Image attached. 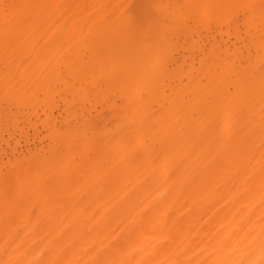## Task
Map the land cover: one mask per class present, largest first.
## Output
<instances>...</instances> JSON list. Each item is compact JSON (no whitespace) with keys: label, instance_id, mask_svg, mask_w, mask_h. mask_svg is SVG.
I'll return each mask as SVG.
<instances>
[{"label":"bare ground","instance_id":"bare-ground-1","mask_svg":"<svg viewBox=\"0 0 264 264\" xmlns=\"http://www.w3.org/2000/svg\"><path fill=\"white\" fill-rule=\"evenodd\" d=\"M148 1L0 0V65L7 71H0V91L5 92L0 121L8 99L23 124L32 115L44 117L40 121L49 141L46 148L27 150L13 165L2 161L12 168H0V264H264V73L260 78L258 70V77L255 70L245 71L250 52L246 68L239 63L235 80L227 82L225 75L235 65L226 58L222 74V67L216 73L220 65L213 67V57L212 66H203L215 69L209 71L214 72L211 78L203 73L211 88L199 82L202 73L195 82L192 72L183 75L178 69L193 81L185 84L177 68H170L177 45L172 49L167 31L173 14L184 18L186 13L182 6L179 12L166 8L162 14L168 21L162 17L163 23L156 6L145 9ZM232 1L226 4L245 0ZM249 2L241 10L236 4L233 11L255 6L247 23L258 17L264 31V0H254L253 7ZM193 3H202L199 10L204 4L217 10L213 14L205 8L207 13L200 14ZM193 3L192 9L189 1L183 6L204 20L234 7H223V0ZM203 23L201 29L209 30ZM236 23L233 31L239 28ZM255 26L254 34L247 35L251 46L260 32ZM259 59L253 63L261 65ZM107 92L122 103H110ZM77 100L107 106L116 122L97 129L92 116V125L84 118L72 125L78 117L69 108ZM60 104L62 127L54 116Z\"/></svg>","mask_w":264,"mask_h":264},{"label":"rangeland","instance_id":"rangeland-1","mask_svg":"<svg viewBox=\"0 0 264 264\" xmlns=\"http://www.w3.org/2000/svg\"><path fill=\"white\" fill-rule=\"evenodd\" d=\"M141 2H142V0H140ZM145 0H143V2H144ZM160 1V0H159ZM159 1H154V0H149L148 2H150L149 3V5H148V2H146L145 3V9H147V10H151L152 11V9L153 10H155L156 9V7H157V9L156 10H158L159 11V13H158V11H154L155 12V15L157 14V15H160L161 16V18L160 17H158L160 20L162 19V17H164V15L162 14L163 13V11L166 9L168 12H170L171 13V11H174V9L175 8H177V7H180V6H182L181 7V11L182 12H184V14L186 15L185 17H186V19H184L183 17H182V15L183 14H181V16H180V14H179V16H175L176 14H173V16H172V18L171 19H169L171 22H168V24L171 26L172 24L174 25V28L173 27H170V26H168L169 28H168V30L169 31H167V34L170 36V39H171V37H172V39L171 40H174V41H169L170 42V44L172 45V49H173V47L175 46L174 44H176L179 48L178 49H180V50H178L179 52L178 53H175L174 51L177 49V46H176V48H174L173 50H172V52L174 53H171V55L173 54V59L174 58H176L175 60H176V63L173 65V66H171L170 68H177L176 69V71L179 69V71L180 72H182V71H184V73H183V75H186V74H189L190 72H192L191 73V75H192V77H191V79L193 80V81H195V82H197V81H199V78H198V76L197 75H199L200 73H202V75H203V77H201L202 79H200V81L199 82H201V83H203L202 85H204L205 83H207V84H205L204 86H206V85H210L208 82V79L209 78H211V76H212V74L215 72V69L213 68L214 67V64H215V67L219 64L220 65V68H217V72L216 73H218V72H220L221 71V67H222V71H221V73L220 74H222V72H223V69H224V65H222V64H224L225 63V61L227 62V64H229V65H235L234 66V68L232 67L231 68V70L232 71H234L235 69L238 71V67H239V63H241V67L243 66L244 68H246V66L249 64V62H250V64L249 65H253L252 67L254 68V66H255V64H257V62L256 63H253L254 61V59H256L257 61H258V59L261 57H263L264 56V49L263 48H261L260 49V47H262L261 45H264L263 44V40H264V36L263 37H259L261 34H264L263 32V28L261 29V27L262 26H260V24H258L256 21H259V19H258V17H255V16H258V15H255L254 17L255 18H253V19H251L252 21V23H253V21H254V23L253 24H249V25H247L248 23H251V22H248L247 23V21H250V20H246V18H252V17H250L248 14H250L249 12H251V15L253 16L254 14H256V13H254V14H252L253 13V11L255 10L254 9V7L252 6V4H251V2H253L252 0H243L244 1V3H246V4H244V5H247L248 6V2L249 1H251V2H249V5H251L252 7H253V9H251L252 11H250V9L247 7V9L244 7V14L242 13V11H240L241 9H242V6H243V4H241V2H238V4H239V8H240V10L238 9V6H237V9L236 10H234L235 11V14H233L232 15V17H230L231 15L230 14H232L234 11H233V8L235 9V6H236V2H235V0H234V4H231L232 6H234V7H232V8H229V10L230 9H232L231 11H232V13H231V11H229L228 10V8L227 9H225L224 8V10L225 11H227L229 14H227L226 12H225V15H227V16H225L224 15V13H220L219 15L221 16L222 14L224 15H222L221 17L219 16L218 17V15H217V17L218 18H216V19H219V20H214L213 19V15H211L212 13H213V11H215V10H217V8H213V9H215V10H211L210 9V7H209V9H210V11H209V9L207 8V5L208 4H204L203 5V7H205V8H207V12L209 13V12H211L212 11V13H210L209 14V17H210V19L208 20L207 19V16H206V20H204L203 19V17H200V18H202V19H199L198 18V16L197 15H199V14H196L195 13V11L197 10V12L199 11V13L200 12H204V14H206L207 12H205L204 11V9L205 8H200L201 10L203 9V11H201V10H199V8H196L199 4H200V6H201V4L202 3H199L197 6H195L194 5V0H193V2H192V0H184V1H182V0H179V2L177 1V0H174L175 2H173L172 0H166V1H164V0H161L160 2ZM162 1H163V3H162ZM170 1V3L171 2H173L172 4H173V6H172V4H167L166 5V2L168 3ZM186 1V2H185ZM188 1H189V3H190V6L188 5ZM203 1H205V0H203ZM210 1V0H209ZM221 1V0H220ZM223 1H225V3H222V4H225V5H223V7L224 6H226V5H228V4H230V3H233V1L231 0H223ZM228 1V2H227ZM240 1V0H239ZM142 2V3H143ZM159 2V3H158ZM164 2H165V4H164ZM183 2V3H182ZM185 2V3H184ZM196 2H198V1H195V4H197ZM141 3V4H142ZM174 3H178L177 5L178 6H176V4H174ZM180 3H182L181 5H180ZM187 3V4H186ZM191 3H193L192 5H194V7H195V9L196 10H192V13H191V9L192 8H194L192 5H191ZM226 3H228V4H226ZM255 3V2H254ZM158 4V5H157ZM183 4H186V5H188V7L189 8H191L190 10H189V12H187L186 10H188L187 8H185V7H187L186 5H184L183 6ZM237 4V5H238ZM148 5V6H147ZM176 7H175V6ZM231 5H228L227 7H230ZM156 6V7H155ZM171 7V8H173V9H171V8H169V7ZM149 9H148V8ZM163 7H164V9H163ZM184 7V8H183ZM152 8V9H151ZM155 8V9H154ZM169 8V9H168ZM251 8V7H250ZM179 8H177V10H178ZM185 9V10H184ZM147 10L144 12L143 11V13H146L147 12ZM180 10V9H179ZM179 10H178V12H179ZM206 10V9H205ZM237 10H239V11H237ZM162 11V12H161ZM180 11V13H182ZM194 11V12H193ZM237 11V12H236ZM167 12V13H168ZM216 12V11H215ZM214 12V13H215ZM241 12V14H237V13H240ZM247 14H246V13ZM148 13V12H147ZM153 13V12H152ZM190 13V14H189ZM193 13H195V15L193 14ZM213 13V14H214ZM162 14V15H161ZM188 14V15H187ZM201 14V13H200ZM244 15V17L243 18H245L244 19V21H243V18H242V16ZM154 15V14H153ZM191 15V16H190ZM237 15H238V17H237ZM245 15H246V17H245ZM188 16H190V17H192L193 18V20H192V18H190V20H191V22L189 21V17ZM248 16V17H247ZM156 16H155V18H157ZM174 17V18H173ZM179 19H178V18ZM180 17H182V19L180 18ZM188 17V18H187ZM195 17H197V18H195ZM208 17V18H209ZM225 17H227V19L225 18V20H227L226 22H223L222 20H224V18ZM157 18V20L159 21H157L158 23H160V20ZM167 18V17H166ZM205 18V17H204ZM212 18V19H211ZM214 18H215V16H214ZM230 18V19H229ZM236 18H238V19H240V20H238V19H236ZM164 19H165V17H164ZM163 19V21L165 22V20H167L168 21V18L167 19H165L164 20ZM173 19H174V21H173ZM188 19V20H187ZM198 20L199 21V23H200V25H199V23H198V21H194V20ZM182 21V23L180 24V22ZM208 20V21H207ZM211 20H213V21H211ZM256 20V21H255ZM162 21V20H161ZM162 21V22H163ZM184 21V22H183ZM202 21V22H201ZM205 21V23H207L208 22V24H206V25H209V26H207V27H209L210 29L208 30V29H201L202 27L203 28H206V26H204L205 24L203 23ZM215 21H219V22H217L218 23V25H220V26H218L217 24H215ZM233 21V22H232ZM235 21V22H234ZM239 21V22H238ZM246 21V23H244ZM163 22V23H164ZM214 23L212 26H211V23ZM222 22H223V24H222ZM238 24H237V23ZM259 22H261V21H259ZM163 23H161V25L163 24ZM186 23V24H185ZM197 23V24H196ZM210 23V24H209ZM220 23V24H219ZM225 23H226V26H225ZM229 23V24H228ZM233 23H236L237 25L236 26H238L239 25V28L237 29V27H236V31H237V33H235V35L233 34L234 32H236L235 30L233 31V26L235 25V24H233ZM247 25L249 28H251V31H249L250 29L249 28H246L245 26H242V25ZM255 23H257V24H255ZM167 23H165V25H166ZM233 26H232V25ZM160 25V26H161ZM177 25H179V27H181V29H182V33L181 32H179L178 31V33H177V31H176V28L178 27ZM182 25V26H181ZM194 25H195V27H194ZM229 25H231V26H229ZM253 27H252V26ZM258 26L257 27V31H258V28L260 29L259 31L261 32V30H262V32H261V34H260V32H259V36L258 37H254V35H253V43L255 44H253L254 45V47H253V45L251 46L250 44H252V43H249L248 44V41L250 42V39H252V37H250L249 38V36H251V35H249L250 33L251 34H254V31H253V29L252 28H254V26ZM262 25H264L263 23H262ZM163 26V25H162ZM190 26V27H189ZM201 26V27H200ZM211 26V27H210ZM214 26H217L218 27V30L216 29V27H214ZM251 26V27H250ZM255 26V27H256ZM186 27V28H185ZM200 27V28H199ZM183 28H185V30L183 29ZM187 28H188V30H189V32L188 31H186L187 30ZM192 28V31L194 30V34H192L191 32V30L190 29ZM197 28V29H196ZM215 28V29H214ZM230 28V29H229ZM171 29V30H170ZM220 29V30H219ZM222 29V30H221ZM227 29H229L230 31H228ZM247 29H249V30H247ZM206 30V31H205ZM208 30V31H207ZM211 30V31H210ZM174 33L173 34V36H172V32ZM185 31V32H184ZM210 31V32H209ZM214 31V32H213ZM215 31H218V33L220 34L221 32H223L224 34H222V35H219L218 33H215ZM246 31V32H245ZM256 31V30H255ZM166 32V31H165ZM186 32H188V33H186ZM227 32H231L230 34H232L231 35V37L229 36L228 37V34H227ZM242 32V33H241ZM171 33V34H170ZM177 33V34H176ZM181 33V34H180ZM238 33H241V34H238ZM245 33H246V35H245ZM185 34V35H184ZM187 34V35H186ZM192 34V35H191ZM216 34V35H215ZM256 34H258V32H256L255 33V35ZM178 35V36H177ZM180 35V36H179ZM189 35V36H188ZM206 35V36H205ZM234 35V36H233ZM237 35H239V38L238 37H235V36H237ZM247 35H249V36H247ZM190 36H192V37H190ZM211 36H213V39H211ZM215 36V37H214ZM257 36V35H256ZM176 37V38H175ZM178 37H180V38H178ZM186 37V38H185ZM188 37V38H187ZM240 37H241V39H240ZM186 39L185 41L184 40H182V39ZM190 38H192V39H190ZM229 38H231L229 41H227ZM236 38V39H235ZM242 38H243V41H241L242 40ZM249 38V39H248ZM258 38V39H257ZM261 40H260V39ZM217 40V42L215 41V40ZM245 39H248L247 41L245 40ZM177 40H178V42H177ZM190 40V41H189ZM192 40V41H191ZM236 40V41H235ZM240 40V41H239ZM183 41V42H182ZM187 41V42H186ZM189 41V42H188ZM222 41H226V42H222ZM239 43H238V42ZM258 41V42H257ZM259 41H263L262 42V44H259V43H261V42H259ZM172 42V43H171ZM175 42H177V43H175ZM193 44V42H194V45H192V47L190 46L191 45V43ZM214 42H216L215 44H214V46L212 45ZM234 42H237V43H234ZM246 42V43H245ZM251 42H252V40H251ZM257 42V43H256ZM179 43H180V45H181V47L179 46ZM212 43V44H211ZM231 43H233V44H231ZM243 43L245 44V45H243ZM189 44V45H188ZM216 44L217 45H219L217 48L215 47L216 46ZM257 44H259L258 46H257ZM188 45V46H187ZM221 45V46H220ZM232 45V46H231ZM239 45V46H238ZM241 45V46H240ZM247 45V46H246ZM185 47L184 49H182L183 47ZM213 46V47H212ZM234 46V47H233ZM246 47L245 49H243L244 47ZM188 47H190L191 48V50L188 48ZM210 47H212V48H216L215 50L214 49H212V51H211V48ZM221 47V49H222V51H221V49H219ZM231 49H230V48ZM236 47H239V48H236ZM255 47H257V49L259 48L260 50H258L257 51V49L255 48ZM186 48L190 51H186ZM234 48H236V49H234ZM248 48L249 49H251V50H248ZM254 48L256 49V51H257V53H255L254 51ZM226 49H228L229 50V52H230V55H229V57H228V54L226 55V53H229L227 50H226V52H225V50ZM237 49H242L241 51H242V54H241V51H238ZM218 50H219V52H218ZM234 50V51H233ZM245 50H247V51H245ZM177 51V50H176ZM209 51V52H208ZM223 52L224 54H221V52ZM233 51V53H231ZM253 51V52H252ZM186 52V53H185ZM216 54H215V53ZM220 53V57L218 56V53ZM247 52V53H246ZM250 52H251V55H252V53H253V56L249 59V62H248V58L247 57H250L251 55H249L250 54ZM260 53V55H259V53ZM203 53H204V55H203ZM211 53V55H209V54ZM237 53H238V55H237ZM190 54V55H189ZM206 54H208V55H206ZM214 56H213V55ZM232 54L234 55L235 54V56L236 57H239L238 58V60L236 59V57L234 56H232ZM243 56L242 58H241V56ZM244 54V55H243ZM263 54V55H262ZM226 55V57L224 58V60L222 59L224 56ZM262 55V56H261ZM186 56V57H185ZM191 57V58H189V59H187L188 57ZM204 56V57H203ZM212 56V57H211ZM246 56V57H245ZM214 57V58H213ZM216 57V58H215ZM222 57V58H221ZM257 57H259L258 59H257ZM202 58H204L203 59V61H202ZM213 58V60H211ZM219 60H218V59ZM221 58V59H220ZM227 58V59H226ZM229 58V59H228ZM242 59V61L240 62V60L239 59ZM252 58H254V59H252ZM185 59H187V60H185ZM205 59H208V60H205ZM226 59V60H225ZM185 60V62H183ZM200 60L202 61V62H200ZM229 60V61H228ZM247 60V61H246ZM255 60V61H256ZM259 60H261V59H259ZM262 60H264V58L262 59ZM261 60V61H262ZM214 63H213V62ZM221 61H222V63H221ZM223 61H224V63H223ZM238 61V62H237ZM244 61V62H243ZM252 61V62H251ZM204 62H205V64L206 65H204ZM206 62H210V63H206ZM218 62V63H217ZM221 64H220V63ZM228 62H230V63H228ZM234 62V63H233ZM260 62V61H259ZM258 62V63H259ZM1 63V62H0ZM211 63H213L212 65H213V67L211 68L210 67V65H211ZM262 63V64H261ZM260 64L261 65H259V64H257V65H259V66H255L257 69H253L251 66H250V68H249V65L247 66L248 68H247V70H245L246 72L247 71H249L251 74H253L254 73V76L256 75V73L258 72V76H260V74L262 73H264L263 72V67H264V61H262ZM201 64V65H200ZM208 64H210L209 65V69H208V71L206 70H204L205 68L204 67H206ZM217 64V65H216ZM226 63H225V66L227 65ZM247 64V65H246ZM211 65V66H212ZM218 65V66H219ZM246 65V66H245ZM1 67L0 68H2V69H0V71L1 70H3L2 72H7L6 71V69L5 68H3V66H2V64L0 65ZM178 66H179V68H178ZM204 66V67H203ZM236 66H238V67H236ZM263 66V67H262ZM23 67V66H22ZM236 67V68H235ZM240 67V68H241ZM243 67L241 68V69H243ZM260 67V68H259ZM203 68V69H202ZM262 68V69H261ZM23 69V68H22ZM212 69V71L214 70V72H212V74L211 75H209L211 72H209L210 70ZM251 69H252V71H251ZM259 69H261V70H259ZM204 70V71H203ZM240 70V69H239ZM255 70V71H254ZM258 70V71H257ZM231 71V72H232ZM254 71V72H253ZM257 71V72H256ZM178 72V71H177ZM180 72H178V73H180ZM188 72V73H187ZM197 72H198V74H197ZM231 72L229 73V75L227 76V74L225 75L226 76V78H225V80L224 81H226L227 80V82L228 81H230L229 79H231V80H235V78L236 77H234V76H237V74H235L234 75V73L236 72V71H234V72H232L233 74H231ZM253 72V73H252ZM260 72V73H259ZM208 74V76H209V78H208V76L206 77H204V74ZM250 73H248V75L250 74ZM206 74V75H207ZM231 74V75H230ZM251 74L249 75V76H251ZM261 74V75H262ZM179 75H181L182 76V73H180ZM190 75V76H191ZM232 75H234V76H232ZM264 75V74H263ZM258 76H255V77H258ZM198 79H197V78ZM228 77V78H227ZM231 77V78H230ZM264 77V76H263ZM262 76H260V78H263ZM182 78H184L183 76H182ZM196 78V79H195ZM205 78H208V79H205ZM210 80V79H209ZM183 81L185 82V84H187L188 82H192L193 83V81H188L187 79H183ZM184 82H182L183 84H184ZM227 82H225V83H227ZM232 82V81H231ZM191 83V84H192ZM224 83V84H225ZM0 84H1V82H0ZM232 86V85H231ZM210 88L212 87L211 85L209 86ZM208 87V88H209ZM234 91V89H232V87H230L229 88V92H233ZM1 93H3V94H1ZM4 93L5 92H3V91H0V99H2L4 96H2V95H4ZM109 95V101H110V103H118L117 105H120L122 102V99H120L119 97H117V98H115V97H113V96H111L110 97V94L107 92L106 93V95ZM191 99L192 98V96L191 95H189V96H187V99ZM112 100V101H111ZM119 100V101H118ZM5 102H6V104H5ZM11 103V101L9 100L8 101V99L7 100H4V102H3V104H2V108H3V114H2V116L4 117V118H6L5 117V115L6 116H8L6 119H4V118H2V120L0 121V126H2V127H0V162H2V161H4V163H10L11 162V164L13 165V163L17 160V159H21V158H23L24 157V155L26 154H28V152H27V150H31V151H33V152H35V151H37L38 149H40V148H46L48 145H47V143L49 144V141L47 140V139H44V137L47 135V130L41 125V121L40 120H43L44 119V117L42 116L41 117V119L40 120H38L37 119V117L35 116V115H32L31 117H33V118H29L30 119V121H29V119H27L26 120V123H24L23 124V120H24V118H22V117H17V115L15 116V114L16 113H18L17 112V110H16V108H15V106H13V105H10L9 103ZM82 104H81V103ZM91 102V104H88L89 102L87 101V102H85V104H84V102H82V101H75L74 103H73V105L69 108V109H71V110H69V111H71V112H74V113H76L77 114V116H76V114L74 115V117L76 118V117H78V118H76V120L75 119H72V121H71V124L72 125H77L78 123L79 124H81V121L80 120H82L83 118V120H82V122L84 123V122H91V120L93 119V117H94V121L92 120V122L93 123H95V125L91 122L90 124L92 125V126H95V128L97 127V129H100V128H98V126L99 127H104V126H108V127H112L113 125H114V123L116 122L115 121V119H114V117H113V115H111V114H113V111L111 112V110L110 109H108V107L107 106H103L104 108H105V110H104V108L103 107H101L100 105H95L94 106V104H95V102L94 101H90ZM120 103V104H119ZM82 105V107H81V105ZM84 104V105H83ZM8 105V106H7ZM61 106H59V111H58V109H56L55 110V112H54V116H55V118L57 119V126L58 127H62L63 125H62V121H63V119L62 118H64V116H65V114L63 113V109H64V106L62 105V104H60ZM10 106V107H9ZM8 107V108H7ZM76 107H78V109L76 108ZM93 107L95 108V109H93ZM98 107V108H97ZM106 107H107V109L109 110V111H107L106 110ZM72 108H75V110H73ZM83 108V111L81 110ZM103 108V109H102ZM4 109L6 110V111H4ZM8 109H12L11 111L13 112V113H11L10 112V110H8ZM16 110V111H15ZM102 110V111H101ZM106 112H104V111ZM9 111V113H7ZM31 112H32V109L30 110ZM82 111V112H81ZM6 112V113H5ZM27 112H29V111H27ZM89 112V114H87ZM95 112H96V114H95ZM104 112V113H103ZM110 114H109V113ZM15 113V114H14ZM39 113H41V111L39 110ZM79 113H80V115L82 114V116L81 117H79L80 115H79ZM90 113H91V115H90ZM109 115H111V116H109ZM11 114H14V115H11ZM56 114V115H55ZM59 114V115H58ZM84 114V115H83ZM105 114H107V115H105ZM10 115H11V117H10ZM57 115H58V117H57ZM64 115V116H63ZM90 115V116H89ZM97 115V116H96ZM17 118H15V117ZM86 116V117H85ZM93 116V117H92ZM100 116V117H99ZM101 116H102V118H101ZM29 117V116H28ZM61 117V118H60ZM92 117V118H91ZM104 117V118H103ZM15 118V119H14ZM36 118V119H35ZM85 118H87V119H85ZM95 118H100L99 120L101 121V122H99L98 123V119H95ZM106 118H107V120H106ZM108 118H110V119H112V120H110L109 119V122H108ZM10 119V120H9ZM14 119V120H13ZM21 121H20V120ZM23 119V120H22ZM59 119V120H58ZM89 119H91L90 121H89ZM102 119H104V120H102ZM8 122H7V121ZM16 120H18L19 121V125H17L16 124ZM34 120V121H33ZM60 120H61V122H60ZM15 121V122H14ZM27 121H28V123L30 124V122H31V124L29 125H27ZM106 121H107V123H106ZM112 121V123H110ZM114 121V122H113ZM14 122V124L12 125V123ZM33 122V123H32ZM34 122H36V123H34ZM77 122V123H76ZM104 122V123H103ZM6 123V124H5ZM61 123V124H60ZM75 123V124H74ZM101 123H103L102 125H101ZM106 123V124H105ZM2 124V125H1ZM11 124V125H10ZM37 126H36V125ZM40 124V125H39ZM60 124V125H59ZM105 124V125H104ZM110 124V125H109ZM112 124V125H111ZM21 125V126H20ZM104 125V126H103ZM14 128H13V127ZM15 126H17L16 128H19V129H17L16 130V128H15ZM19 126V127H18ZM36 126V127H35ZM42 126V127H41ZM9 127H11V128H9ZM24 127V128H23ZM9 128V129H8ZM20 128L22 129V130H20ZM13 129V130H12ZM16 130V131H15ZM18 130H20V132L18 131ZM24 130V131H23ZM14 131V132H13ZM13 132V133H12ZM22 133V134H21ZM27 133V134H26ZM14 134V135H13ZM25 137V138H24ZM36 137V138H35ZM27 138V139H26ZM43 138V141L41 140L40 141V139H42ZM45 147H44V146ZM10 146V147H9ZM15 149H17V150H15ZM13 150V151H12ZM13 153H12V152ZM12 153V154H11ZM24 154V155H23ZM25 155V156H26ZM8 160H10L9 162H8ZM15 160V161H14ZM3 162L2 163H0V168H3V170H4V172H8L7 170H10V168H12V166H9L8 164H4ZM4 166H3V165ZM10 164V165H11ZM7 167H6V166ZM2 166V167H1ZM5 167H6V169H5Z\"/></svg>","mask_w":264,"mask_h":264}]
</instances>
